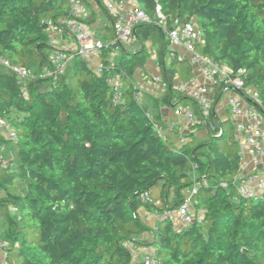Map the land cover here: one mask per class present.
Instances as JSON below:
<instances>
[{
  "label": "trees",
  "instance_id": "trees-1",
  "mask_svg": "<svg viewBox=\"0 0 264 264\" xmlns=\"http://www.w3.org/2000/svg\"><path fill=\"white\" fill-rule=\"evenodd\" d=\"M69 1L0 0V60L40 72L57 50L47 21L62 25L69 19ZM91 1L113 25L106 0H81L87 9ZM135 1L152 18L159 5L169 20L197 19L203 41L195 50L233 73L244 70L264 113V0ZM113 36L111 26L105 37ZM134 36L140 49L158 40L166 84L161 102L176 109L190 104L197 116L193 130L207 137L192 133L176 143L158 116H146L150 109L133 87L143 64L137 52L111 64L105 51L102 75L76 57L62 79H35L26 95L16 75L0 65V117L18 137L12 146L17 169L0 167L6 263L141 264L125 247L133 242L153 247L160 264H264V196L254 200L237 192L241 156L234 127L214 112L204 117L175 89L176 77L186 82L193 72L176 55L167 64L170 42L162 30L140 25ZM118 74L128 83L120 103L113 102L107 82ZM159 186L154 198L150 193ZM187 192L201 216L194 224L177 230L160 222L153 228L142 219L143 209L158 215L177 210Z\"/></svg>",
  "mask_w": 264,
  "mask_h": 264
},
{
  "label": "built area",
  "instance_id": "built-area-1",
  "mask_svg": "<svg viewBox=\"0 0 264 264\" xmlns=\"http://www.w3.org/2000/svg\"><path fill=\"white\" fill-rule=\"evenodd\" d=\"M69 5L70 18L64 21L62 25H54L52 21H47V23L51 29L50 36L53 46L57 44L58 39L70 37L76 44L75 50H55L49 57L48 65L40 72L25 67H13L9 62L0 60V65L3 68L16 75L24 95H26L28 84L33 80L52 78L58 81L66 75L76 57L83 58L90 65L92 59L101 56L105 51L117 54L133 43L137 26L154 25L163 31L171 45L185 46L192 53V64L201 63L203 72L209 80L220 79L225 88L234 92L229 97L230 111L235 117L242 119L235 128L236 134L240 138L241 169L234 180V184L238 194L243 197L257 200L264 196V174L246 175L247 166L243 162L245 154L253 157L257 166H261L264 160V113L258 110V106L262 104L260 93L247 82L244 70L233 73L228 67L202 56L195 50V45L203 41V32L197 22H184L181 19L169 20L159 5L156 8V16L152 18L137 5L128 6L127 1L115 4L108 0L105 6L108 13L113 16L114 36L112 39L102 40L98 39L89 26L83 22L87 8L81 0H70ZM92 68L98 75H102L105 71L102 61ZM107 82L111 87L113 102H122L124 92L127 89L125 77L119 74L109 76ZM153 84L154 87L162 86V89H166V84L160 77L154 78ZM134 89L137 96L138 89L136 87ZM175 89L190 97L200 107L204 117L208 118L214 112L213 102L208 96L206 87L200 85L197 79L192 78L186 82H178ZM180 113L185 115L191 123H196L197 116L190 104L182 106ZM146 116L151 120L153 118L150 111L146 112ZM2 129L8 132L9 137L4 139L0 134V167L13 170L14 164L4 153L7 150L6 142L14 143L17 141V133L5 118L0 117V130ZM159 130L163 133L161 128ZM253 183H258L259 191L253 188ZM148 198L149 194H146L144 200ZM159 216L161 222L172 223L176 229L177 225H182L184 228L189 227L198 218H201L197 214L190 197H187L177 210H167ZM7 247L8 243L5 240H0V252H2L0 264H7L5 261V249ZM125 247L131 251L137 263L160 264L155 249L151 246H141L128 242Z\"/></svg>",
  "mask_w": 264,
  "mask_h": 264
},
{
  "label": "crops",
  "instance_id": "crops-1",
  "mask_svg": "<svg viewBox=\"0 0 264 264\" xmlns=\"http://www.w3.org/2000/svg\"><path fill=\"white\" fill-rule=\"evenodd\" d=\"M107 1L108 0L105 1V4ZM127 5L134 6L136 5V1L128 0ZM92 16L93 19H91ZM86 20H88L87 25L98 39L107 40L105 35L108 31V28H111L112 26V20L110 16L94 1H91V9H87L84 21ZM53 47L56 49H65L71 51L76 49V44L69 37L66 39H58L57 44ZM158 47L159 42L157 39H155L149 41L146 44V47L140 49L141 46L135 37L131 45L126 46L121 52L117 54H111L108 61L111 64H118L120 63V60L123 58L124 54L127 58L131 57L130 54H135V52H137V55H141L143 58V64L133 75V83H137L139 85L137 99L140 101V103H142L144 106H147L154 116H158L160 121L168 126V129L165 130L164 133L172 138L176 143H180L181 138L191 135L192 133L198 138H206L207 133L205 131H194V124L188 121L185 115L180 113L181 107L185 104H180L176 109L175 107H167L161 102V98L165 95L166 89H162V86L154 87L153 84L154 78L156 77H160L162 80H164L162 68L158 61ZM103 54L104 53H102L101 56L92 59L90 65L94 67L101 61L103 62ZM175 55L178 57V59H183L185 62H188V65L191 67L193 72V75L190 79L195 78L200 85L206 87L208 96L213 102L215 117L219 120L229 121L234 127L233 134L238 141L240 149V138L236 134L235 128L236 125L242 121V119L235 117L231 113L229 107V97L234 94V92L225 88L220 79L215 81L209 80L203 72L201 63L192 64V53L185 46H173L170 44V53L166 58L167 64L171 63L172 57ZM178 82H183L180 77L175 78V87ZM125 86L126 88L128 87L127 82H125ZM243 162L247 166L245 171L246 175L264 174V160L261 166H257L254 158L245 154L243 156ZM252 186L257 191H259L258 183H253ZM154 190H156V194ZM150 194L151 196L157 195L159 198L161 194V187L159 186L153 189ZM1 258L2 252H0V259Z\"/></svg>",
  "mask_w": 264,
  "mask_h": 264
},
{
  "label": "rangeland",
  "instance_id": "rangeland-1",
  "mask_svg": "<svg viewBox=\"0 0 264 264\" xmlns=\"http://www.w3.org/2000/svg\"><path fill=\"white\" fill-rule=\"evenodd\" d=\"M195 21H198L197 19H195ZM134 87H136L137 89H139V85L137 83H133ZM0 134L1 136L4 138V139H8L9 135H8V132L5 130V129H2L0 130ZM6 146H7V150L5 151V156L13 161V170H16L17 169V155H16V152L14 150V148L12 147L13 146V143H6ZM155 191V194H156V190ZM190 192H187L186 195L187 197L190 196ZM4 196V194L2 192H0V198H2ZM154 196V195H153ZM157 195L154 196V198H158V196L156 197ZM141 217L142 219L144 220V222L147 224V225H150L151 227H155L157 228L158 224L161 222V217L156 214V213H150L146 210H141ZM177 229L181 230L184 228V226L182 225H177L176 226ZM7 231V222L4 221V220H1L0 221V240H3L4 236H5V233ZM148 238V236H144L142 237L141 239L142 240H146Z\"/></svg>",
  "mask_w": 264,
  "mask_h": 264
}]
</instances>
